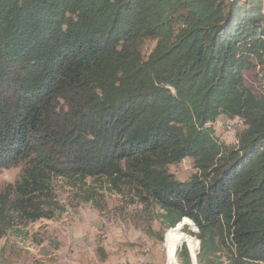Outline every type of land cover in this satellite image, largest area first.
I'll return each mask as SVG.
<instances>
[{
  "label": "trees",
  "instance_id": "16d2710c",
  "mask_svg": "<svg viewBox=\"0 0 264 264\" xmlns=\"http://www.w3.org/2000/svg\"><path fill=\"white\" fill-rule=\"evenodd\" d=\"M256 66L264 80L259 0H0V168L24 164L0 223L50 217L57 177L105 178L159 209L178 264H264ZM223 116L243 124L233 144Z\"/></svg>",
  "mask_w": 264,
  "mask_h": 264
},
{
  "label": "rangeland",
  "instance_id": "374dc122",
  "mask_svg": "<svg viewBox=\"0 0 264 264\" xmlns=\"http://www.w3.org/2000/svg\"><path fill=\"white\" fill-rule=\"evenodd\" d=\"M259 1L264 9V0ZM154 46L155 42L147 41L144 53ZM244 75L259 95L264 89L260 67ZM228 124L223 116L212 125L221 141L233 144L243 124L227 128ZM23 168L24 164L0 168V208L6 211ZM169 171L179 180H188L196 168L187 157L171 164ZM47 201L50 217L27 220L10 214L9 224L0 223V264H178L168 250L172 228L162 224L157 207L142 203L129 188L118 189L105 178L57 177ZM183 231L196 238L189 226Z\"/></svg>",
  "mask_w": 264,
  "mask_h": 264
},
{
  "label": "bare ground",
  "instance_id": "6f19581e",
  "mask_svg": "<svg viewBox=\"0 0 264 264\" xmlns=\"http://www.w3.org/2000/svg\"><path fill=\"white\" fill-rule=\"evenodd\" d=\"M235 123H239V124H241V121H239V120H234V121H232V120H230L229 119V124H232L233 126L235 125ZM236 126V125H235ZM241 126V125H240ZM235 128V127H234ZM237 128V127H236ZM235 128V129H236ZM230 133V132H229ZM233 133V132H232ZM236 134V133H235Z\"/></svg>",
  "mask_w": 264,
  "mask_h": 264
},
{
  "label": "water",
  "instance_id": "95a60500",
  "mask_svg": "<svg viewBox=\"0 0 264 264\" xmlns=\"http://www.w3.org/2000/svg\"><path fill=\"white\" fill-rule=\"evenodd\" d=\"M184 219H188V218H184ZM189 221H191L190 219H188ZM191 223L193 224V226H194V230H195V232L197 231V227H196V225L191 221ZM180 224V223H179ZM179 224H177L176 226H178ZM198 240V239H197ZM198 242H199V244H200V241L198 240ZM195 259H196V257H195ZM195 261H197V259L195 260Z\"/></svg>",
  "mask_w": 264,
  "mask_h": 264
},
{
  "label": "built area",
  "instance_id": "2783aa9c",
  "mask_svg": "<svg viewBox=\"0 0 264 264\" xmlns=\"http://www.w3.org/2000/svg\"><path fill=\"white\" fill-rule=\"evenodd\" d=\"M233 125L232 124H228L227 128H232Z\"/></svg>",
  "mask_w": 264,
  "mask_h": 264
}]
</instances>
